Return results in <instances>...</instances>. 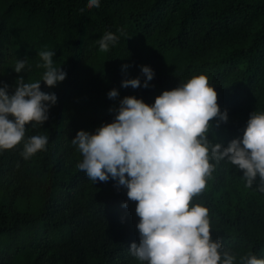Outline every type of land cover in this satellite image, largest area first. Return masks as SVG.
<instances>
[{
	"label": "trees",
	"instance_id": "trees-1",
	"mask_svg": "<svg viewBox=\"0 0 264 264\" xmlns=\"http://www.w3.org/2000/svg\"><path fill=\"white\" fill-rule=\"evenodd\" d=\"M105 32L119 38L107 52L97 43ZM49 49L68 74L51 86L41 81L58 99L48 119L26 125L25 136L46 131L47 145L28 158L20 156L23 141L0 151V264H141L129 252L139 243L137 202L111 179H89L71 140L111 123L123 97L151 105L200 74L229 118L219 127L213 118L208 138L227 146L242 137L250 114L264 112V0H100L99 7L88 0H0V86L11 94L21 76L41 79L39 52ZM25 57V69L14 72ZM141 65L155 72L150 87H121L138 76L143 83ZM114 88L119 95L110 99ZM242 176L220 161L191 201L207 207L212 238L236 264L248 253L264 258V193L256 190L259 177L248 188Z\"/></svg>",
	"mask_w": 264,
	"mask_h": 264
},
{
	"label": "clouds",
	"instance_id": "clouds-1",
	"mask_svg": "<svg viewBox=\"0 0 264 264\" xmlns=\"http://www.w3.org/2000/svg\"><path fill=\"white\" fill-rule=\"evenodd\" d=\"M99 6L100 0H88V7ZM118 39L105 32L97 41L99 50L107 52ZM54 52H39L45 69L41 79L26 83L21 76L11 94L7 84L0 86V151L23 141L20 156L28 158L46 147V131L34 132L27 140L25 136L26 125L48 119L58 99V93L43 89L41 81L51 86L68 74L55 62ZM26 63L27 57L18 59L14 72L21 73ZM139 67L143 83L138 76L122 80L121 87H150L154 70ZM118 95L115 88L107 93L110 99ZM113 111L111 123L94 132L77 131L71 144L82 154L77 166L89 179L95 183L111 179L117 188L127 189L129 200L137 202L139 243H131L130 254L141 264H236V256L224 249L220 239L212 238L207 207L191 201L204 190L206 178L220 161L243 170L248 188L259 177L256 190L264 193V112L253 111L242 137L227 146L215 142V137L210 140V121L218 118L215 126L219 127L229 118L227 109L220 110L217 92L204 74L164 90L151 105L125 96ZM122 206L128 207V202ZM239 264H264V258L248 253Z\"/></svg>",
	"mask_w": 264,
	"mask_h": 264
}]
</instances>
